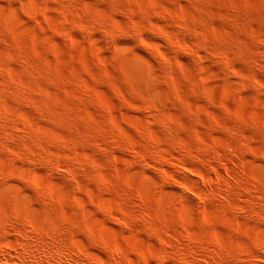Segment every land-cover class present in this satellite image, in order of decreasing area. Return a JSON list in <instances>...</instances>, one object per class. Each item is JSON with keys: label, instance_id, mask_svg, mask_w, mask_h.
I'll return each instance as SVG.
<instances>
[{"label": "clouds", "instance_id": "obj_1", "mask_svg": "<svg viewBox=\"0 0 264 264\" xmlns=\"http://www.w3.org/2000/svg\"><path fill=\"white\" fill-rule=\"evenodd\" d=\"M0 264H264V0H0Z\"/></svg>", "mask_w": 264, "mask_h": 264}]
</instances>
